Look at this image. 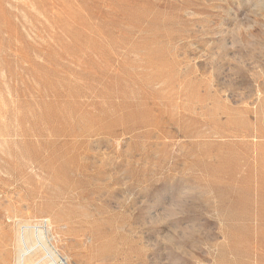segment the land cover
Here are the masks:
<instances>
[{"label": "rangeland", "instance_id": "374dc122", "mask_svg": "<svg viewBox=\"0 0 264 264\" xmlns=\"http://www.w3.org/2000/svg\"><path fill=\"white\" fill-rule=\"evenodd\" d=\"M50 254L264 264V0H0V264Z\"/></svg>", "mask_w": 264, "mask_h": 264}, {"label": "bare ground", "instance_id": "6f19581e", "mask_svg": "<svg viewBox=\"0 0 264 264\" xmlns=\"http://www.w3.org/2000/svg\"><path fill=\"white\" fill-rule=\"evenodd\" d=\"M24 249H25V248H24ZM26 249H27V248H26ZM29 250H30V248H29ZM31 250H32V249H31ZM24 251H25V250H24ZM52 252H53V251H52ZM52 252H51V253H52ZM24 253H25V252H24ZM22 254H23V253H22ZM54 254H55V253H54ZM50 255H51V254H50ZM52 255H53V253H52ZM52 255H51L50 257H52ZM20 256H21V255H20ZM22 256H23V255H22ZM54 256H55V255H54ZM55 257H56V256H55ZM55 257H54V258H55ZM23 258H24V256H23ZM57 258H58V256H57ZM58 259H59V258H58ZM56 260H57V259H55V261H56ZM55 261H54V262H55ZM59 261H60V260H59ZM61 261H62V260H61ZM55 263H56V262H55ZM55 263H52V264H55ZM17 264H18V263H17ZM19 264H26V263H25L24 260H23L21 263L19 262ZM28 264H37V262H35V263H33V262L31 263V262H29ZM60 264H61V263H60ZM62 264H67V263H66V261H62Z\"/></svg>", "mask_w": 264, "mask_h": 264}, {"label": "built area", "instance_id": "2783aa9c", "mask_svg": "<svg viewBox=\"0 0 264 264\" xmlns=\"http://www.w3.org/2000/svg\"><path fill=\"white\" fill-rule=\"evenodd\" d=\"M48 257V256H47ZM59 257L61 258V259H63V261L65 260L63 257H61L60 255H59ZM50 258V263L49 264H52V258L51 257H49ZM66 261V260H65ZM59 262L57 261V264H58ZM67 263V262H66Z\"/></svg>", "mask_w": 264, "mask_h": 264}]
</instances>
